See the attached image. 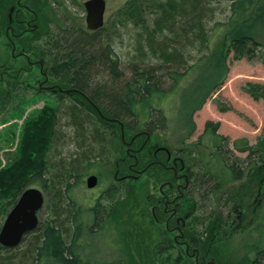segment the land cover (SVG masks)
Segmentation results:
<instances>
[{"label": "trees", "instance_id": "16d2710c", "mask_svg": "<svg viewBox=\"0 0 264 264\" xmlns=\"http://www.w3.org/2000/svg\"><path fill=\"white\" fill-rule=\"evenodd\" d=\"M53 4H58V0H0V40L5 38L6 49L15 51L9 60L0 59V115L12 93L24 91L17 87L4 91V78L19 79L23 72L37 71L46 87L55 86L49 93L58 94L63 105L59 109L45 106L35 118L25 122L16 155L0 169V201L5 203L6 216L24 191L38 189L49 194V218L42 225L39 221V227L24 238L22 243L27 245L23 250L0 255V264H185L192 254L201 253L204 241L209 239L207 232L211 236L212 225L218 219L216 202L222 182L211 172L215 166L209 165L208 160L216 161L232 182L259 181L264 202V131L255 144L245 138L231 143L218 134V123L207 125L195 145L201 161L191 164L187 171V196L197 204L188 223V253L168 240L154 245L158 255L139 254V259L131 249L125 255L127 261L119 259L114 263H98L87 254L97 246L91 245V239L102 234L105 226L121 218L120 213L125 211L119 194L125 193L123 198L132 203V176L142 169L140 159L147 156L146 165L156 161L142 149L145 135H138L133 142V137L129 139L132 143L124 155L126 167L115 166L117 177L124 180L118 182L114 178L91 211L78 206L73 190L114 154L113 142L122 127L134 135L140 127L151 136L168 130L164 104L178 93L184 79L209 58L214 33L226 28L231 31L227 40L230 53L249 60L259 57L264 62V43L260 40L264 34V0H129L119 12L123 16L119 22L140 25L146 35L137 37L128 64L115 50L116 23L112 31L104 27L98 31L68 28L55 16ZM60 5L64 6L62 2ZM21 60H25V66ZM8 61L18 66L9 67ZM169 81L171 86L166 89L164 85ZM29 86L24 87L27 92L32 88L30 82ZM244 90L255 99L264 100L263 85L249 83ZM62 127L69 128L70 135ZM68 143L75 147L74 154L64 157L58 151L54 165L50 164L53 148L62 149ZM158 157L167 160L164 152ZM129 164L134 166L133 171L128 169ZM51 166L57 169L56 173L49 171ZM169 176L174 183V173ZM248 264H264V247L255 251Z\"/></svg>", "mask_w": 264, "mask_h": 264}, {"label": "rangeland", "instance_id": "374dc122", "mask_svg": "<svg viewBox=\"0 0 264 264\" xmlns=\"http://www.w3.org/2000/svg\"><path fill=\"white\" fill-rule=\"evenodd\" d=\"M87 1L58 0V4H53L57 13L55 16L63 26L68 28L75 26L88 30L84 7ZM105 1L107 9L104 29L112 31L113 25L116 23L114 29L117 30V33H115L117 35L115 36V50L121 60L128 64V60L129 63L131 62L129 56L133 53V45L137 37L146 35V33L140 25L137 26L131 21L130 24L119 22L120 19L123 20V16H119V12L125 8L129 0ZM61 2L64 6L60 5ZM250 13H253V11ZM222 19L224 18L220 20ZM230 32L224 28L214 33L210 44L212 49L209 58L204 59L198 68H195V71H192L184 79L175 96L166 100L164 109L169 120L168 130L165 133L160 132L151 137V144L146 148L147 153L149 151L153 153L157 148L163 147L165 150L174 153L172 160L177 157L178 161L181 160L184 163V168L190 171L191 164L198 165L201 161V156L195 150V145L205 133L209 123H218V134L226 137L231 143L237 139L245 138L250 144H255L262 135L264 131V100L255 99L249 95L245 92L244 86L249 83L264 86V62L259 57L249 60L246 57L237 58L235 53H230L227 48ZM260 40L264 43V34L260 37ZM0 46L1 60H9L11 54L15 56V51L10 53L6 49L5 38L0 40ZM53 59L57 60V55L53 56ZM24 61L20 62L22 66H25ZM8 66L18 65H13L12 61H8ZM181 70L184 71V69ZM34 72V74L23 72L19 79L16 76L5 77V82L2 83V87L6 92L12 87L23 88L24 91H14L12 98L17 96L19 99L10 97L11 101L4 107L3 114L0 115V169L5 167L8 164L7 162L16 155L20 134L25 122L35 118L45 106L54 109L63 106H61L62 103L58 94L49 93V91L51 92L50 89L55 90V86L49 87L47 84L46 88V84L41 85V78L37 71ZM29 82L32 88L27 92L24 87L28 86L30 88ZM10 84L11 86H9ZM170 86V81L164 85L166 89ZM37 90L42 91L39 93ZM24 92L27 94L22 97ZM65 105L67 104L65 103ZM62 128L67 130L70 135L69 128ZM122 131L124 135H122ZM135 132H143V128L140 127ZM118 133L119 137L115 138L113 142L114 154L107 162L102 163L103 165H99L98 171H93L94 175L92 176H97L100 179L99 181L96 177L98 185L94 189H89L86 180L84 184L73 190L74 200L84 211H91L101 193L114 181L116 174H119V172H116V167L120 166L122 169L126 167L124 155L128 152L127 143H129V139H132L134 133L125 126ZM125 134L127 143H124ZM68 144L69 146L62 149L53 146L50 155L52 163L50 164L54 165L53 161L57 159L56 153L58 151H61L64 157L74 154L75 147L71 146L70 143ZM142 158L140 159L142 160L140 161L142 163L140 166L142 169L140 170L142 171L137 170L132 176L138 177L136 173L140 172V178H133L135 184L132 187L130 186L132 188L130 191L134 196L132 203L123 198L125 193L119 194V201L124 205L125 211L120 213L121 218L119 217V219L108 223L102 234L91 239V245H97L94 246V249L87 251L91 260L98 263L108 261L114 263L119 259L127 261L128 258L125 255L128 249H131L133 256L138 259L139 257H146V254L151 255V252L153 256L154 253L158 255L154 252V245L161 239H167L170 236L169 234L164 235L165 232L162 231V228H154L153 223L150 221L153 204L158 200H163L162 197L168 192L167 184L164 183L170 173H164L165 168L160 164L150 162L146 165L148 157L143 156ZM141 163L138 161V164ZM207 163L215 166L211 172H215L222 182L221 192L216 202L218 219L212 225L211 236L207 232L209 239L204 241L201 253L192 254L185 264H248L250 260L254 259L255 251L264 247L263 185H259V181L249 179L232 182L228 173L218 167L216 161L208 160ZM178 164L180 165L179 162ZM132 168L134 166L129 164L128 169L133 171ZM49 171L56 173L57 169L51 166ZM125 173L127 172L125 171ZM122 176L126 177L127 175ZM44 195V207L38 215L40 225L44 224L49 218V194L45 192ZM104 202L109 205L108 201ZM4 204L3 201H0V231L12 210L11 208L6 216L3 209ZM132 206H134L133 210L130 211ZM184 210H186V216L191 217L197 211L196 202L187 200ZM141 240H143V243H141ZM26 245V243H22L18 248L10 250L11 252H7L8 250L3 248L0 250V255H13L23 250ZM177 248L181 249L179 245ZM139 254L141 256L138 257ZM172 254L176 255V251H173ZM154 260L157 261V259ZM157 264L159 263L157 262Z\"/></svg>", "mask_w": 264, "mask_h": 264}, {"label": "flooded vegetation", "instance_id": "af4514ba", "mask_svg": "<svg viewBox=\"0 0 264 264\" xmlns=\"http://www.w3.org/2000/svg\"><path fill=\"white\" fill-rule=\"evenodd\" d=\"M47 82V80H46ZM45 84V82H41V85ZM47 88V87H46ZM122 135H124L123 131H122ZM140 135H145L146 137V142H144L142 144V149H144L146 151V148L149 147V145L151 144V135L147 134L146 132H140L137 133L136 135L133 136L132 142L135 140V138L139 137ZM125 138V137H124ZM123 139V137H122ZM132 142L127 143V145H130ZM125 143V142H124ZM136 153L138 152L137 150H135ZM134 151V152H135ZM147 152V151H146ZM160 152H164L167 156V160L163 161V159H159L158 157V153ZM150 155H152L153 157H155L156 161L151 162L153 164H160L162 165L165 170L164 173L168 172H173L175 175V181L174 183H172V176H168V178H166V182L164 184H167V187H169L170 192H167L166 194H164V196L162 197L163 200H158L157 202H155V204H153V208L151 211V222L153 223L152 226L162 228L163 232H165L164 235H170L168 236L167 239L163 240L161 239L159 242H164V241H168V240H173L175 242V246H180L181 250L188 253V243H187V239H188V223L191 217L186 216V210H184V206L187 202V200H190L187 196V188H188V177L189 175L187 174V169L184 168V163L180 160H177V157H175V159L172 157L174 155V153H171L170 151L165 150V148L161 147V148H157L153 153L152 152H148ZM132 156H135V154H132ZM181 158V157H179ZM172 160V163H171ZM178 162L180 163V165L178 164ZM169 163H171L169 165ZM142 170H140L141 172ZM138 177L134 176V179H139V173ZM92 175H90L89 177H91ZM97 177V176H96ZM98 178V177H97ZM116 181L120 182L123 179L117 177L116 175ZM99 179V178H98ZM88 180V179H87ZM100 181V179H99ZM158 181V180H156ZM159 182V181H158ZM98 185V184H97ZM169 193V194H168ZM159 231V230H158ZM160 233V232H159ZM172 236V237H171Z\"/></svg>", "mask_w": 264, "mask_h": 264}, {"label": "water", "instance_id": "95a60500", "mask_svg": "<svg viewBox=\"0 0 264 264\" xmlns=\"http://www.w3.org/2000/svg\"><path fill=\"white\" fill-rule=\"evenodd\" d=\"M86 24L89 31L101 30L105 25L106 1L88 0L84 4ZM98 184L96 176L87 180V187L94 189ZM45 203L44 192L38 189L24 191L8 214L0 231V245L13 250L18 248L24 238L39 227V212Z\"/></svg>", "mask_w": 264, "mask_h": 264}, {"label": "bare ground", "instance_id": "6f19581e", "mask_svg": "<svg viewBox=\"0 0 264 264\" xmlns=\"http://www.w3.org/2000/svg\"><path fill=\"white\" fill-rule=\"evenodd\" d=\"M41 211H42V210H41ZM41 211H40V212H41ZM40 212H39V213H40Z\"/></svg>", "mask_w": 264, "mask_h": 264}]
</instances>
